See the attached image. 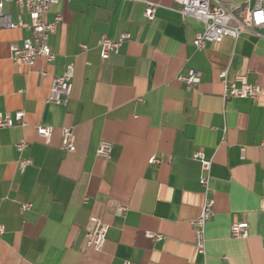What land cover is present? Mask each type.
<instances>
[{
	"label": "crops",
	"instance_id": "1",
	"mask_svg": "<svg viewBox=\"0 0 264 264\" xmlns=\"http://www.w3.org/2000/svg\"><path fill=\"white\" fill-rule=\"evenodd\" d=\"M146 1L159 4L151 20ZM3 13L29 22L13 1ZM57 14L52 62H14L10 44L32 32L0 25V112L13 118L22 110L26 122L0 127V264H264V27L261 36H224L197 49L203 24L173 0H58L45 18ZM122 33L118 52L102 59L99 37ZM68 63L65 103L47 101L51 75ZM190 69L200 82L187 88L178 76ZM221 70L258 85L257 99L224 98ZM40 125L52 128L47 140L35 131ZM62 126L72 129L74 151L60 147ZM20 138L21 156L32 160L23 170ZM101 140L111 143L107 159L96 155ZM199 148L210 160L214 200L202 252L191 226L205 199L192 156ZM24 202L30 207L22 211ZM118 205L126 207L120 215ZM92 215L108 226L99 250L86 242ZM235 220L247 221V237L230 235Z\"/></svg>",
	"mask_w": 264,
	"mask_h": 264
},
{
	"label": "built area",
	"instance_id": "2",
	"mask_svg": "<svg viewBox=\"0 0 264 264\" xmlns=\"http://www.w3.org/2000/svg\"><path fill=\"white\" fill-rule=\"evenodd\" d=\"M13 1L20 7H25L29 15V22L22 19L12 21L8 15L3 13V6L6 2ZM58 0H0V25L6 28H27L32 32L31 37L22 39V43L10 44L11 59L27 66L35 63L36 59L41 57L46 62H52L55 53L49 45V36L54 32L56 23L61 19L60 14L55 16L54 22H48L45 18L50 7ZM174 8L184 17H193L202 22L203 27L197 31L193 38V45L197 49L204 48L208 43L219 42L224 36L238 37L240 34H253L261 36L259 29L264 27V0H254L252 5L244 4H228L220 0H173ZM144 8V17L151 20L154 15L158 3L146 1ZM128 37L127 33H122L117 39L101 35L98 39L99 55L102 59H106L111 53H116L122 41ZM80 49L85 50L86 45L80 44ZM40 75H47V71L41 70ZM73 75V64L65 65L61 74L51 75V84L49 87L47 101L64 104L71 90V78ZM221 82L224 85L223 96L235 98L257 99L260 87L256 84L249 83L243 75H236L233 79H228L227 71L221 70L218 73ZM178 79L183 81L187 88H191L200 82V73L190 69L185 74H180ZM24 112L16 110L12 118L8 111L0 112V127L10 126L13 120L21 126H25L26 122L23 118ZM36 133L48 139L51 135L52 128L49 126H36ZM27 146V141L20 138L14 143L16 151L20 154L17 164L20 170L31 164L30 157L21 156ZM60 147L66 151H74V135L71 127H60ZM111 143L101 140L96 149V155L107 159L110 155ZM193 158L199 161L202 175L199 177L200 184L204 187L205 199L202 203L199 214L191 220V226L195 234V243L199 251H203L204 245V225L212 216V206L214 200L209 196L210 189L208 187V174L210 168V160L204 155L201 148L195 150L192 154ZM149 163L157 162L156 157L151 156ZM21 210L24 211L30 207L29 202L21 203ZM126 207L118 205L114 213L120 215L125 211ZM90 227L87 230L86 242L94 250H99L106 237L107 224L97 216H90ZM3 226L0 224V233ZM145 235L153 240H160L163 235L156 232L145 231ZM230 235L232 237L245 238L248 235V223L244 220H235L230 225ZM264 252V238L261 244ZM131 264V263H128Z\"/></svg>",
	"mask_w": 264,
	"mask_h": 264
}]
</instances>
